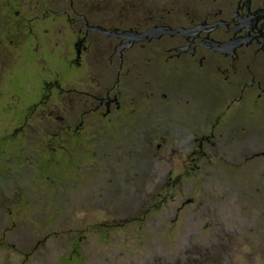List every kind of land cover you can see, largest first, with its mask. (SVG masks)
Segmentation results:
<instances>
[{
	"label": "flooded vegetation",
	"instance_id": "obj_1",
	"mask_svg": "<svg viewBox=\"0 0 264 264\" xmlns=\"http://www.w3.org/2000/svg\"><path fill=\"white\" fill-rule=\"evenodd\" d=\"M63 1L59 9L42 7L44 13L37 17L52 15V20L59 18L70 26L74 55L66 62L76 72L64 80L62 69L35 68L36 86H30L24 97L29 103L19 107V118L10 116L17 124L1 137L9 148L24 144L18 138L23 139L34 114L47 127L42 130L47 138L41 135L43 154L57 150L50 155L54 163L59 156L72 158L66 152L68 144L81 155L90 136L99 130L110 132L108 148H140L144 157L148 151L156 166L155 200L145 211L163 202L164 188L177 189L179 182L194 180L201 171L224 181L264 182V0ZM31 20L17 29L19 42L32 41ZM151 28H157L152 35L147 32ZM163 74L177 75L183 84ZM193 84L204 102L213 98L214 103L196 105ZM11 89L10 96L20 98ZM10 104L17 108L18 104ZM234 111L262 120L251 127L233 125ZM91 144L96 155L105 145L98 139ZM0 159L1 173L6 158ZM215 159L225 169L211 173ZM129 175L125 172L115 179L125 181ZM241 185L235 184L234 196L240 208ZM257 190L245 191V201L252 198L255 203L253 213L258 199L252 191ZM16 201L0 204L10 218L0 224V246H14L7 241V232L15 227L22 209ZM185 202L189 199L181 205ZM237 223L253 229L244 216ZM74 249L71 255L77 257Z\"/></svg>",
	"mask_w": 264,
	"mask_h": 264
},
{
	"label": "rangeland",
	"instance_id": "obj_2",
	"mask_svg": "<svg viewBox=\"0 0 264 264\" xmlns=\"http://www.w3.org/2000/svg\"><path fill=\"white\" fill-rule=\"evenodd\" d=\"M63 2L0 0V157L6 158L0 173V204L7 199L8 205L17 200L22 206L15 227L7 232V241L14 246H0V264H264V182L224 181L201 171L196 179L179 182L177 189L164 188L163 202L145 211L155 200L157 183L148 151L144 157L140 148H108L113 138H108L110 132L99 130L89 139L105 144L99 154L92 153L90 141L81 155L70 143L66 152L76 161L59 156L54 163L50 155L57 150L43 154L41 135L47 138L42 131L47 127H42L45 122L37 114L28 120L23 139L18 138L25 141L23 145L9 148L10 143L1 138L17 124L10 116L19 118V107L29 103L24 97L30 86H36L35 68L62 69L64 80L76 72L66 62L74 55L70 26L59 18L52 20V15L37 17L44 13L42 7L59 9ZM28 18L32 19L28 22L32 41L19 42L17 29ZM163 76L183 84L177 75ZM10 81L20 98L10 96ZM194 88L196 105L214 103L213 98L204 102L199 87ZM10 103L18 104L17 108ZM230 119L233 125L249 127L262 120L259 115L237 111ZM2 164L0 159L1 168ZM223 167L215 159L211 173ZM125 172L129 179H115ZM238 183L244 194L242 208L234 202ZM248 187L259 188L252 191L258 199L254 213L250 211L255 204L252 198L245 201ZM185 199L189 202L181 205ZM3 211L0 208V224L5 225L10 218ZM240 216L253 229L240 226ZM250 237L257 241L250 243ZM74 248L77 257L71 255Z\"/></svg>",
	"mask_w": 264,
	"mask_h": 264
},
{
	"label": "water",
	"instance_id": "obj_3",
	"mask_svg": "<svg viewBox=\"0 0 264 264\" xmlns=\"http://www.w3.org/2000/svg\"><path fill=\"white\" fill-rule=\"evenodd\" d=\"M100 29H102V28H100ZM156 29L157 28H151V29H148L147 32H149L152 35V33H154V30H156Z\"/></svg>",
	"mask_w": 264,
	"mask_h": 264
},
{
	"label": "trees",
	"instance_id": "obj_4",
	"mask_svg": "<svg viewBox=\"0 0 264 264\" xmlns=\"http://www.w3.org/2000/svg\"><path fill=\"white\" fill-rule=\"evenodd\" d=\"M72 252H75V251H72Z\"/></svg>",
	"mask_w": 264,
	"mask_h": 264
}]
</instances>
